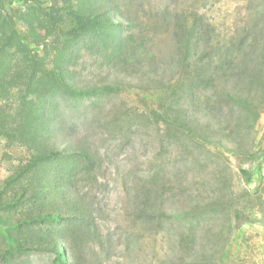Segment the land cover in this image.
Returning a JSON list of instances; mask_svg holds the SVG:
<instances>
[{
    "label": "trees",
    "instance_id": "obj_1",
    "mask_svg": "<svg viewBox=\"0 0 264 264\" xmlns=\"http://www.w3.org/2000/svg\"><path fill=\"white\" fill-rule=\"evenodd\" d=\"M16 2L23 10L14 6ZM118 7L117 0H63L48 7L38 0H0V148L1 160L8 165L0 189L1 260L44 254L52 258L50 264L104 263V244L89 196L98 183L103 157L87 139L59 141L74 136L62 113L64 104L89 108L92 99L115 91L107 80L110 75L117 73L121 83L125 78L129 88L153 85L163 90L160 112L150 113L158 126L166 124L167 130L204 147L214 144L224 157L246 155L259 166L264 161V152H243L244 137L264 113V27L240 63V42L224 52L217 46L201 50L196 30L177 25L180 76L173 81L148 59L144 39L134 23L120 20ZM88 66L98 75L80 76ZM209 90L211 98L205 95ZM12 91L19 96L9 106ZM212 121L219 127L214 137L207 124L200 123ZM259 166L256 173L238 170L247 184L257 179V190L264 187ZM226 169L216 171L222 186L210 201L192 198L181 210L179 219L187 230L180 244L190 250L182 264H216L211 254L215 252L209 253L198 237L209 214L224 213V224L231 230L248 221L250 214L233 206V173ZM158 178L151 177L155 187ZM155 187L138 195L135 215L149 222L177 215L162 207V190Z\"/></svg>",
    "mask_w": 264,
    "mask_h": 264
},
{
    "label": "rangeland",
    "instance_id": "obj_2",
    "mask_svg": "<svg viewBox=\"0 0 264 264\" xmlns=\"http://www.w3.org/2000/svg\"><path fill=\"white\" fill-rule=\"evenodd\" d=\"M38 1L47 7L63 2ZM117 1V16L135 24L136 33L144 39L148 59L173 81L180 76L177 25L196 30L201 39V50L205 46H217L224 52L228 45L240 42L236 58L240 63L264 27V0ZM14 6L23 10L18 2ZM257 43L263 45L260 38ZM238 66L236 64L235 72H238ZM95 73L98 75L95 67L88 66L80 76L86 78ZM116 76L117 73L107 79L115 91L92 99L93 105L89 108L83 110L64 104L62 113L74 136L59 141L73 144L79 139H87L103 157L98 183L92 185L89 195L104 244V253H100L103 264L186 263L185 254L190 250H183L180 244V236L187 230V225L179 219L181 210L191 204L192 198L200 196L210 201L222 186L216 171L226 172V168L233 173V206L250 217L239 229L231 230L224 224V213H211L198 237H202L200 240L209 253L215 252L211 254L215 255L216 264H264V187L257 190V179L247 184L238 173L241 168L256 173L259 162L246 155L226 154L224 157L214 144L204 147L200 141H193L185 134L167 130L166 124L158 126L151 121L150 113L160 112L163 90L153 88V85L143 89L129 88L125 86V78L121 83ZM141 76L144 86L148 85L146 76ZM212 93L213 90H209L205 95L211 98ZM18 96V91H12L8 95V105H14ZM200 101L205 102L202 98ZM200 123L207 124L212 137L219 132L217 122ZM225 123L234 126L239 122ZM250 132L244 137L243 152H264V113L255 130ZM1 152L2 148L0 189L8 173ZM259 168L264 182V161ZM157 175V186L162 190L158 201L164 209L173 210L177 215L170 214L149 222L138 218L135 208L138 195L155 187L150 180ZM51 259L44 254H26L18 260L0 259V264H50Z\"/></svg>",
    "mask_w": 264,
    "mask_h": 264
}]
</instances>
